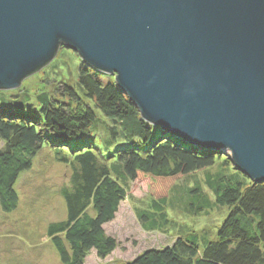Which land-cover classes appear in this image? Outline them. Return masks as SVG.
Segmentation results:
<instances>
[{"label": "trees", "instance_id": "obj_1", "mask_svg": "<svg viewBox=\"0 0 264 264\" xmlns=\"http://www.w3.org/2000/svg\"><path fill=\"white\" fill-rule=\"evenodd\" d=\"M72 52L79 62L52 88L38 86L30 93L22 87L16 97L0 88L2 210L16 206L20 173L49 145L59 162H77L69 183L59 189L66 216L47 225L63 264H84L91 250L104 258L115 249L104 224L128 197L129 182L142 177L149 178L151 196L145 207H136L142 227L176 236L125 264H264V181L238 169L227 150L188 141L146 121L113 74ZM44 76L46 84L50 75ZM174 201L194 217L212 205L225 209L215 236H200L188 229L186 219L170 218L168 206Z\"/></svg>", "mask_w": 264, "mask_h": 264}, {"label": "water", "instance_id": "obj_2", "mask_svg": "<svg viewBox=\"0 0 264 264\" xmlns=\"http://www.w3.org/2000/svg\"><path fill=\"white\" fill-rule=\"evenodd\" d=\"M61 45L146 121L264 181V0H0V88Z\"/></svg>", "mask_w": 264, "mask_h": 264}, {"label": "rangeland", "instance_id": "obj_3", "mask_svg": "<svg viewBox=\"0 0 264 264\" xmlns=\"http://www.w3.org/2000/svg\"><path fill=\"white\" fill-rule=\"evenodd\" d=\"M77 62L72 49L59 46L46 66L23 78L18 86L5 90L16 97L22 87L30 93V89L38 86L52 88L53 83L68 76L67 70ZM44 74L50 75L46 84ZM2 145L0 140V148ZM74 162H59L52 148L45 145L33 157L31 168L20 173L14 185L18 196L16 206L10 211H4L0 206V264H63L47 235V225L66 216V206L59 189L69 183L70 175L77 167V162ZM217 164L219 161L216 160L214 166ZM196 177L201 178L202 173H196ZM192 179L193 176L189 177L186 184L189 185ZM179 181V184L183 183V180ZM150 197L149 178H135L129 182L128 197L120 203L115 217L104 224L105 232L116 241L115 249L104 258L91 250L86 254L84 264H125L147 248L174 241L176 235L173 232L146 230L137 218L136 207H145ZM169 197H173L172 191ZM168 209L170 218L186 219L190 224L188 229L200 236L205 234L207 238L215 236L214 229L225 210L212 205L209 211H202L194 217L185 214L179 201H174Z\"/></svg>", "mask_w": 264, "mask_h": 264}]
</instances>
